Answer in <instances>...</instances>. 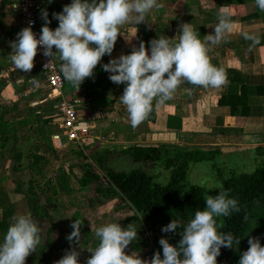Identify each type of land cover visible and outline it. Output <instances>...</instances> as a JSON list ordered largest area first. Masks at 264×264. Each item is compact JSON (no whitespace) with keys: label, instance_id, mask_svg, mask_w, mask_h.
<instances>
[{"label":"crops","instance_id":"obj_1","mask_svg":"<svg viewBox=\"0 0 264 264\" xmlns=\"http://www.w3.org/2000/svg\"><path fill=\"white\" fill-rule=\"evenodd\" d=\"M41 1V10L47 9L49 27L54 30L58 20L52 14L61 12L71 0ZM159 5L144 22L122 25L123 34L118 35L111 56L106 54L102 60L130 54L141 41L150 48L149 42L160 35L178 39L182 23H190L203 39L224 13L232 21V32L211 48L209 58L223 70L227 82L220 87H204L185 81L163 105L154 100L152 112L134 128L121 100L123 94L111 95L107 86L85 90L68 82L62 96L49 87L24 96L30 87L28 73L14 70L10 60L11 44L24 24L15 0H0V119L5 115L7 124L5 138L0 139V242L13 217L29 213L34 217L35 193L39 204L48 208L40 224L42 243L26 258H33L26 264H55L73 248L80 253V264H87L90 251L99 244L97 227L116 221L121 227L132 224L138 231L137 240L125 249L128 254L138 251L142 259L150 260L156 253L153 244L143 243L144 227L124 196L96 194L91 188L94 183L82 185L83 155H95L105 165L107 152L128 154L126 150L137 145L216 151L226 158L264 148V94L258 91L264 84V11L255 0H159ZM41 10L40 30L45 23ZM245 31L255 33L260 43L252 45L244 38ZM243 87L247 89L245 95ZM234 92L246 96L248 113L242 104L234 108L230 102L224 103ZM62 100L75 103L82 113H102L101 118L91 121L92 130L82 141L70 139L60 129L58 106ZM25 122H29L28 127ZM33 158L39 160L33 176L41 181L35 187L30 171ZM46 185L51 190L45 195L41 187ZM73 221L81 225L80 237L69 241Z\"/></svg>","mask_w":264,"mask_h":264},{"label":"clouds","instance_id":"obj_2","mask_svg":"<svg viewBox=\"0 0 264 264\" xmlns=\"http://www.w3.org/2000/svg\"><path fill=\"white\" fill-rule=\"evenodd\" d=\"M255 3L264 11V0H255ZM159 6V0H71L61 12L52 14L58 20L54 30L49 27L47 9H42L41 18L45 23L39 37L31 24L23 28L11 44L10 60L15 68L29 72L38 47L43 49L45 57L54 58L58 53L63 78L79 89L86 78L93 76L102 58L106 54L111 56L118 35L123 34L121 26L144 22L147 14ZM218 20L213 31L203 39L190 23H182L178 39L160 35L149 42L150 48L141 41L130 54L102 65L104 71L111 73L109 78L113 83L126 85L121 100L132 127L139 126L148 117L154 100L163 105L185 81L204 87H220L227 82L223 70L209 58L211 48L232 32V21L227 14L221 13ZM243 36L252 45L260 43L255 33L245 31ZM50 62L45 65L46 69ZM239 211L238 199L230 197L228 190L208 196L205 207L196 211L186 224L174 219L162 228V232L168 233L182 227V238L173 245L162 237L159 243L163 257L157 251L150 260L142 259L138 251L131 254L125 251L138 237L132 224L127 227H121L118 221L104 224L96 229L99 244L90 251L92 255L87 264H217L222 247L232 248L240 242L233 233L222 231L223 223L218 224L217 218ZM71 227L73 231L68 240H78L80 223L73 221ZM41 243L40 225L30 213L13 217L0 242V264H26V258ZM248 244L250 247L241 254L238 264H264V245L260 239L249 238ZM79 255L73 248L55 264H80Z\"/></svg>","mask_w":264,"mask_h":264},{"label":"trees","instance_id":"obj_3","mask_svg":"<svg viewBox=\"0 0 264 264\" xmlns=\"http://www.w3.org/2000/svg\"><path fill=\"white\" fill-rule=\"evenodd\" d=\"M108 62L107 59L102 60L94 69L93 76L86 78L81 87L85 90H91L107 86L111 95L123 94L126 85L113 83L109 78L111 74L103 70L102 65ZM258 91L264 94V84L258 87ZM242 93L247 94L245 87H243ZM228 102L234 108L242 104L246 106L245 112H249L246 96H239L234 92L231 94L230 100H224V103ZM3 119H5V115L0 119V139L5 138L3 134L7 132L5 127L7 124L5 125L6 121ZM28 124L29 122H25L27 127ZM17 131L15 128V132ZM257 151L264 154V148ZM126 152L139 162L145 161L154 164L164 160L167 166L172 169L170 182L165 184L158 182L152 174L142 168L131 171L109 168L104 165L103 159H98L94 155L97 164L106 171L110 180L108 187H105L103 183L98 187V190L100 194L107 192L112 196H124L132 204L138 213L140 224L144 227L143 243L153 244L156 252L161 253V257H163V252L159 240L164 237L171 244L177 245L182 238L181 233L183 231L181 227L175 232L164 233L162 228L174 219L186 224L193 218L196 211L205 207V200L208 196H215L221 190H228L230 197L238 199L240 211L233 212L229 217H219L217 222L218 224L223 223L222 231L233 233L234 237L240 239V242L238 246L232 248L222 247L221 254L217 257V264H238L241 254L250 247L249 238H259L261 244L264 245V164L253 172L231 175L223 181V187L208 188L198 184H187L186 190L181 192L179 191V184L181 181L187 183L190 164L210 159L212 155H216V151H181L166 147L137 145L130 147ZM38 164V159L33 158L31 160L30 171L32 176L34 167ZM83 168L82 185L86 186L100 180V176L91 162L86 161ZM32 180H34V187L41 183L34 176ZM41 188L45 195L49 194L51 190L50 186ZM47 211L46 206L39 204L38 194L35 193V205L32 214L39 225L42 217L47 215ZM50 230H53V225ZM38 252H42L41 249H38Z\"/></svg>","mask_w":264,"mask_h":264},{"label":"rangeland","instance_id":"obj_4","mask_svg":"<svg viewBox=\"0 0 264 264\" xmlns=\"http://www.w3.org/2000/svg\"><path fill=\"white\" fill-rule=\"evenodd\" d=\"M60 120L62 121L61 116L58 121ZM60 129L62 130V127H60ZM55 130H58L56 126H55ZM171 149L185 151L177 147H172ZM172 154L174 155V153ZM83 156L85 158V163L86 161L91 162L92 165L94 166V169L98 172L100 176V180L98 182L97 181L92 182L94 184L91 187L92 191L96 190L95 192L96 194H98L99 193L98 187L101 186L103 183L105 187H108V185L105 184V181L106 179L109 178L106 175V171L102 169L100 165L97 164L98 162L93 157V155L91 156L90 153H88L87 156L86 155ZM106 156H107V164L105 163V165L109 168H114L116 170H122V171H131L136 168H142L147 172H149L150 174H152L155 180L158 182L165 184V183H169L171 180L172 169L167 166L164 160L158 161L153 164L151 162L136 161L133 159L131 155L129 156V154L109 155V153L107 152ZM227 157L228 158L216 152V155H212L210 159H206L200 163H195V164L191 163L188 170V181L187 183L181 181V183L179 184V189H180L179 191L181 192L185 191L187 184H198V185L206 186L208 188L223 187V181L228 177H230L231 175L245 173V172L250 173L256 170L262 164H264V154H261L257 151L254 152L252 151L243 155L240 153L232 154ZM83 174H84V168L81 176H83ZM115 197L118 198V196ZM119 201L120 203L124 202L121 201L120 198ZM96 205L97 204L95 203V206L93 207V212L96 208ZM107 220L108 218L105 219V221ZM31 256L33 255L31 254ZM32 260L33 258L30 257V260L27 259L26 261L29 262Z\"/></svg>","mask_w":264,"mask_h":264},{"label":"built area","instance_id":"obj_5","mask_svg":"<svg viewBox=\"0 0 264 264\" xmlns=\"http://www.w3.org/2000/svg\"><path fill=\"white\" fill-rule=\"evenodd\" d=\"M16 11L21 16L24 28L32 25L33 31L37 34V38L41 32L39 28L40 10L42 8L41 0H15ZM34 22V23H33ZM53 51L56 52L55 47ZM51 61V62H50ZM50 62L48 69L45 65ZM61 61L57 53L53 57H45L43 49L38 47L37 55L34 58V66L28 73V82L30 87L24 92V96L33 94L42 88L49 87L53 92H58V96H62L68 81L63 78L60 72ZM14 70L16 68H13ZM36 78V83H33ZM58 112L62 118L61 127L70 139L82 141L88 136L92 130L91 121L99 119L102 116L100 112L82 113L79 107L70 101L62 100L58 106ZM109 179L105 184L109 185Z\"/></svg>","mask_w":264,"mask_h":264}]
</instances>
